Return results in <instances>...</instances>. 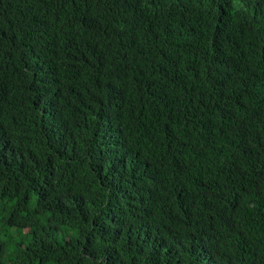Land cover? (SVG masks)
Returning <instances> with one entry per match:
<instances>
[{"label":"trees","instance_id":"16d2710c","mask_svg":"<svg viewBox=\"0 0 264 264\" xmlns=\"http://www.w3.org/2000/svg\"><path fill=\"white\" fill-rule=\"evenodd\" d=\"M263 69L264 0H0V264H264Z\"/></svg>","mask_w":264,"mask_h":264},{"label":"clouds","instance_id":"9594fccd","mask_svg":"<svg viewBox=\"0 0 264 264\" xmlns=\"http://www.w3.org/2000/svg\"><path fill=\"white\" fill-rule=\"evenodd\" d=\"M149 14L153 18H157V8H152ZM255 55H256V53L254 55H252V56L248 55V56L242 58L241 61H240V69H242V71H245L249 75V77L251 79L253 78L252 77V71H253V67L255 65V62L253 63ZM256 81L261 82L262 85H264V69L262 71V74H261L260 78L258 80H256Z\"/></svg>","mask_w":264,"mask_h":264}]
</instances>
